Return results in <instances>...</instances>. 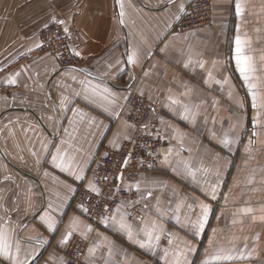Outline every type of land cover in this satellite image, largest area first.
<instances>
[{
    "label": "crops",
    "instance_id": "1",
    "mask_svg": "<svg viewBox=\"0 0 264 264\" xmlns=\"http://www.w3.org/2000/svg\"><path fill=\"white\" fill-rule=\"evenodd\" d=\"M190 1L121 0V24L116 0H0V71L37 48L45 24L60 25L53 17L65 21L72 54L81 53L69 68L54 55L38 57L0 84V231L13 253L19 244V259L66 264L65 250L78 236L88 242L83 264H166V249L170 261L174 249L186 246L193 249L187 264H202L217 247L245 253L221 264H264V109L254 112L233 59L239 35L254 68V91L264 100V0H211L210 25L172 32ZM86 85L104 99L91 102ZM130 90L160 103L156 118L167 144L155 172L124 185L135 199L113 214L137 231L145 222L160 225L155 250L117 231L111 217L95 227L72 207L77 189L93 185L89 173L102 149L133 137L125 119ZM225 136L234 141L230 147L221 143ZM57 146L66 161L73 157L75 173L83 170L82 180L53 164ZM185 164L207 172L197 171L194 180ZM210 184L217 185L215 199ZM201 202L211 211L194 236L186 218L196 220ZM46 214L56 222L52 231Z\"/></svg>",
    "mask_w": 264,
    "mask_h": 264
},
{
    "label": "built area",
    "instance_id": "2",
    "mask_svg": "<svg viewBox=\"0 0 264 264\" xmlns=\"http://www.w3.org/2000/svg\"><path fill=\"white\" fill-rule=\"evenodd\" d=\"M211 22L212 1L191 0L176 20L172 32L198 30ZM38 40L40 47L19 56L9 69L0 71V84L14 68L46 54L54 55L62 68L76 65V57L70 49L69 32L66 33L61 25L44 28ZM125 110V119L134 128L133 137L118 149H102L94 159L89 176L99 193L80 186L72 199V207L79 209L95 227L105 221L106 217L109 219L122 203L135 199L134 194L125 189L124 185L155 172L161 161L162 149L167 144L156 118L160 112L159 102H150L130 90ZM87 247L86 240L74 236L65 250L66 264H83Z\"/></svg>",
    "mask_w": 264,
    "mask_h": 264
},
{
    "label": "snow or ice",
    "instance_id": "3",
    "mask_svg": "<svg viewBox=\"0 0 264 264\" xmlns=\"http://www.w3.org/2000/svg\"><path fill=\"white\" fill-rule=\"evenodd\" d=\"M117 4L120 5V23L123 24V17H124V11H123V4L121 3V0H116ZM181 11H183V6H181ZM236 13L237 15H240L241 13V5L239 2L236 4ZM52 22L56 24L63 25L65 24V21L58 20L55 17L52 18ZM45 27H47V24H45ZM64 31L67 33L68 28L65 27ZM235 48H234V55L233 59L235 61L236 71L239 73L241 80L244 82V85L248 89V94L251 97V106L254 110V112L259 114L260 109H264V100L258 99L257 93L254 91L255 85L252 83L253 79V71L254 68L251 64V58L245 54L244 47L245 42L242 41L241 37L239 35L236 36L235 41ZM37 47H40L38 44ZM75 56H80L81 53L79 51L74 52ZM135 61V53H132L128 55L127 62L129 64L134 63ZM203 66V65H201ZM9 84H14V79H9L7 81ZM104 92H107V89L103 90ZM85 93L86 98H88L91 102H95V98L99 97L100 99H104L103 96H101V93L97 91L95 88L89 89V87L85 86ZM90 93V94H89ZM111 103V101H109ZM175 103V101H173ZM257 124V120L254 117L253 120V128L255 129ZM256 135L255 130L253 131V136ZM252 141L250 140L249 143ZM64 143H67L65 141ZM222 145L224 147H230L232 143H234L233 140L229 139L227 136L221 141ZM70 147V145H69ZM67 156V152L64 150L62 146H57L56 152L52 154V162L53 164L60 168L61 171H69L72 172V174L76 175V178L78 180L83 179L81 169V173H75L72 169V159L73 157H68L67 161L65 157ZM125 163H127L125 161ZM185 168L187 169V172L190 176L193 177V179H196V172L197 171H204L207 172L206 169H196L193 171L192 168H190L187 164H185ZM89 190L92 192L99 193V190L94 186L90 185ZM217 192V185H209V194L211 195L212 199H215ZM227 199V197H225ZM51 207V205H50ZM181 205H177L176 212L174 215L176 216L177 221H179V210ZM189 207H192L189 205ZM200 212L196 218V220H191L190 218H186V225L190 226L193 232L194 236H199L205 229V226L208 223V217L209 213L211 211L208 204L201 202L199 204ZM55 210V209H53ZM159 211V209H157ZM244 213L250 212L251 209H242L241 210ZM43 222L46 224L49 231H52L55 226L56 222L55 220L49 216L45 215L42 217ZM108 218H105L104 223H107ZM111 221L113 226L116 228L117 231H120L124 234H126L127 238L129 240H134L136 243H138L139 247L141 248H147L149 250H155V248L158 246L160 240H161V234L164 232L163 228L158 225L155 221L153 222H145L144 227L141 228L139 231L132 228L130 224L126 222V217L121 214L119 215V218H117L116 214H113L111 216ZM91 229H89L90 231ZM142 234L143 238H140ZM68 240V236H65L64 242L66 243ZM168 244H172V239H168ZM193 249L191 246H186V251L180 248H176L171 253V260L169 261L167 258L169 256V251L166 249L164 252V258L166 260V264H187V252H191ZM19 244L16 245V252H12V245L9 242V237L6 233L0 231V264H27L26 260L19 259ZM92 251V250H90ZM245 258V253L241 250L239 252L236 251L235 248H230L228 250H225L223 247H217L211 254H209L206 259L202 262V264H221V262H231L237 259Z\"/></svg>",
    "mask_w": 264,
    "mask_h": 264
},
{
    "label": "rangeland",
    "instance_id": "4",
    "mask_svg": "<svg viewBox=\"0 0 264 264\" xmlns=\"http://www.w3.org/2000/svg\"><path fill=\"white\" fill-rule=\"evenodd\" d=\"M41 31H42V30H41ZM41 31H40V32H41ZM40 32H39V33H40ZM38 37H39V36H38ZM17 59H18V58H17Z\"/></svg>",
    "mask_w": 264,
    "mask_h": 264
}]
</instances>
